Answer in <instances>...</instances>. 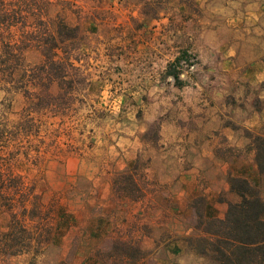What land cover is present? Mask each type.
I'll list each match as a JSON object with an SVG mask.
<instances>
[{
    "label": "rangeland",
    "instance_id": "obj_1",
    "mask_svg": "<svg viewBox=\"0 0 264 264\" xmlns=\"http://www.w3.org/2000/svg\"><path fill=\"white\" fill-rule=\"evenodd\" d=\"M51 1L49 17L58 14L79 25L82 45L66 55L78 71L69 69L65 78L77 74L78 90L67 96L72 104L64 114L33 112L32 129L18 132L2 154L14 152L11 170L18 186H10L9 195L27 196V208L33 201L39 205L36 217L18 216L29 232L21 233L16 227L17 238L6 241L14 245L9 249L19 248L21 240L29 243L37 222L45 227L52 224L53 236L42 248L31 240L25 252H2L1 234L10 229L12 218L11 211L2 210L0 264H76L91 255L100 257L102 264L137 261L141 256L135 252L138 235L158 229L161 220L171 222L169 216L162 217L163 208L176 202L184 205L189 191L184 175L194 160L200 163L195 191L206 190L226 204L238 199L229 190L228 176L252 170L254 135L263 132L264 122L243 128L246 144L229 145L211 158H199L202 153L189 151L183 141L202 127L205 114L224 111L222 103L234 121L258 112L264 105L259 96L264 84L239 90L235 87L239 75L229 78V73L230 87L223 97L222 88L208 87L210 80H226V74L208 71V59L192 50L196 40L188 34L189 22L181 24L180 34L173 33L179 24L164 0ZM128 2L135 7H126ZM162 12L168 18L159 24L166 25L161 27L164 31L154 24ZM11 35L16 39L18 29L0 26V53ZM42 59L40 51L24 50L14 80L22 74L28 78ZM7 77L0 73V123L10 127L22 116L26 97L20 90H6L12 85ZM50 89L56 93L57 84ZM234 121L229 120L230 128L235 127ZM163 130L171 142H164ZM132 142L137 147L134 163L118 168L117 162L127 160L124 153ZM124 171L132 173L138 189L114 185L116 179L121 183ZM258 189L264 201V178ZM202 198L192 200L188 223L196 224Z\"/></svg>",
    "mask_w": 264,
    "mask_h": 264
},
{
    "label": "trees",
    "instance_id": "obj_2",
    "mask_svg": "<svg viewBox=\"0 0 264 264\" xmlns=\"http://www.w3.org/2000/svg\"><path fill=\"white\" fill-rule=\"evenodd\" d=\"M51 4V0H0V26L7 29L15 27L19 32L16 39L11 35L10 39L3 43L0 53V73L8 76L9 82L12 83L11 87L6 88L7 91L20 90L26 97V106L20 118L10 127L6 122L0 123V212L9 210L12 213L10 229L1 234L4 237L2 247L5 249L1 251L6 254L27 251L28 249L25 248L31 245V240L42 248L53 235L52 224L45 227L43 222H37L34 225L33 238L29 243L24 245V241L21 240L19 248L9 249L14 248V245L9 246L6 241L17 238L13 235L16 227L21 233L29 232V229L20 223L18 216H27L30 219L36 217L37 213L34 210L39 205L38 202L33 201L31 207L27 208L25 205L27 196L14 199L9 195L7 189L10 186H18L14 180L16 176L12 175L11 170L12 161L15 159L14 152L2 154L9 144L14 142L18 132L32 129L33 112L49 110L64 114L63 110L72 104L67 96L78 90L76 84L80 79L77 78V74L68 80L65 78L69 76V69L78 71V67L69 62V57L66 55L71 51L79 50L82 45L81 34L78 32L79 25L67 23L58 14L49 17L48 7ZM29 48L40 51L43 59L34 66L36 72L28 74V78H24L25 75L22 74L15 81L14 71L22 67L23 52ZM53 83L57 84L56 93H52L50 89ZM7 134L10 137H7ZM254 149L258 172L263 175L264 130L254 135ZM120 176H122L121 183L116 179L114 185L123 184L120 187L123 190L138 189V183L132 173L124 171ZM228 184L230 192L236 194L238 199L227 202V210L222 218H206L202 215L204 203L202 198L201 207L196 212L197 222L194 225L197 233L186 237L188 247L215 264H264V201L260 191L244 177L229 175ZM135 250L142 256L138 247H135ZM135 262L131 261L127 264H135Z\"/></svg>",
    "mask_w": 264,
    "mask_h": 264
},
{
    "label": "crops",
    "instance_id": "obj_3",
    "mask_svg": "<svg viewBox=\"0 0 264 264\" xmlns=\"http://www.w3.org/2000/svg\"><path fill=\"white\" fill-rule=\"evenodd\" d=\"M135 5L128 2L126 7L134 8ZM163 5L171 10L176 18L174 21L179 24L173 28V33L180 34L181 24L189 22L191 27L187 33L191 39L196 40L192 50L208 59V71L226 74V80H210L208 87L222 88L220 95L223 97L230 87L229 78L236 73L239 79L235 87L239 90L241 87L251 88L264 84V0H164ZM163 14L160 13L154 20L155 28L160 31L166 25L159 24L168 19ZM259 96L264 99V90H261ZM222 104L224 111L221 109L219 113L210 111L205 114L202 127L189 133L188 140L183 141L189 151L202 153L199 158H211L212 153L222 152L229 145L246 144L243 128H252L257 122H264V105L258 112L234 121L226 111V104ZM229 120L235 122V127H229ZM161 135L164 142H171L165 130ZM131 145L124 153L127 160L117 162L118 168L130 167L134 163L137 147L134 142ZM194 161L184 175L189 185L184 205L176 202L173 207L163 208L162 217L169 216L171 222L161 220L156 225L158 229L152 228L138 235L137 245L142 256L135 264H215L190 250L186 241L187 236L197 233L194 224L187 221L192 214L190 204L194 198L203 197L202 215L206 218H222L227 210L226 202L218 201L206 190L195 191L196 172L200 163ZM249 167L252 169L250 172L232 173V176L244 177L258 187L264 174L258 172L256 162L250 163ZM184 176L180 179L183 180ZM169 199H172L171 195ZM76 264H102V259L91 255L81 257L76 260Z\"/></svg>",
    "mask_w": 264,
    "mask_h": 264
}]
</instances>
